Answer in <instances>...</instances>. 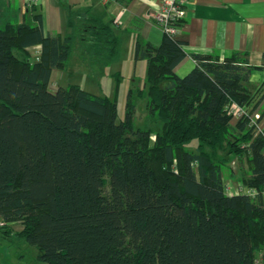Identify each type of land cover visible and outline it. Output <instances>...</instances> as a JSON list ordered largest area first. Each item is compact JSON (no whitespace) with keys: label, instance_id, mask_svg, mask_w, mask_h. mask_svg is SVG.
Returning a JSON list of instances; mask_svg holds the SVG:
<instances>
[{"label":"trees","instance_id":"trees-1","mask_svg":"<svg viewBox=\"0 0 264 264\" xmlns=\"http://www.w3.org/2000/svg\"><path fill=\"white\" fill-rule=\"evenodd\" d=\"M33 6L31 21L25 14L0 27L1 222L20 223L16 236L45 264H257L258 253L264 264V137L250 125L255 68L244 55L193 54L195 67L179 77L182 41L137 43L144 89L127 92L117 122L120 75L112 99L76 84L51 92L49 82L74 48L101 75L120 38L102 17L73 8L64 36L44 35ZM37 45L35 61L28 48ZM143 97L155 133L134 129ZM232 106L249 114L235 119ZM244 153L240 183L254 195H229L224 166Z\"/></svg>","mask_w":264,"mask_h":264},{"label":"crops","instance_id":"crops-1","mask_svg":"<svg viewBox=\"0 0 264 264\" xmlns=\"http://www.w3.org/2000/svg\"><path fill=\"white\" fill-rule=\"evenodd\" d=\"M33 4L41 17L44 35L64 36L67 33L66 13L73 8L89 10L102 17L120 38L121 45L126 38L133 51L137 43L159 46L164 36L153 17L158 8L157 0H111L107 3L101 0H0V27L8 21L22 22L25 14L31 21L28 11ZM176 38L184 43L182 49L186 54L174 69L179 77V73L186 75L195 67L193 54L223 57L235 52L243 54L248 65L255 68L249 83L255 93L254 112L262 115L260 122L264 125V0H189L182 29ZM37 48L41 47H30L28 52ZM120 52L121 46L112 64L120 62ZM74 71L88 74L79 69ZM53 74L56 76L58 72L53 70L51 78ZM114 74L122 77L120 71ZM235 194L238 193L229 195Z\"/></svg>","mask_w":264,"mask_h":264},{"label":"rangeland","instance_id":"rangeland-1","mask_svg":"<svg viewBox=\"0 0 264 264\" xmlns=\"http://www.w3.org/2000/svg\"><path fill=\"white\" fill-rule=\"evenodd\" d=\"M133 52L132 44L129 41L127 42L126 38L123 39L120 52V62L117 64H111V66L109 65L100 75V70L95 66H92L93 68L91 70V65L82 61L74 48L68 69L61 72L55 70L58 74L56 76L53 74L54 77H52L49 82V90L54 92L58 87H66L71 84H76L86 92L98 96H106L112 99L117 85L114 73L120 71L122 77L119 79V87L116 95L117 122H120L124 119V107L127 92L129 90L144 89L146 64L145 61L142 60H139V62L138 60L134 61ZM229 56L230 55L224 57L212 55L211 60L223 62ZM239 60H242V58L238 59V61ZM77 69L86 73L93 71L95 76L74 71ZM179 74L180 77L185 76L181 73ZM166 85L167 83L165 86ZM252 93L254 94V97L255 93L253 90ZM136 101L135 114L133 118L134 129L151 130L152 133H155L159 127L155 126L154 123L147 117V111L145 108L146 98H136ZM259 115L261 118L260 113ZM262 128L264 129V125L261 123V129ZM153 140L154 137L152 136L151 141ZM247 169L248 164L246 153L240 157L233 155L230 156L223 171L224 183L225 186H227L228 194L243 192L249 193V189L244 188L240 183L241 177L247 174ZM21 229L22 226L18 222L5 224L0 220V264H45L38 260V251L36 248L27 245L16 236ZM260 259L261 254L258 253L256 255L257 264H260Z\"/></svg>","mask_w":264,"mask_h":264},{"label":"built area","instance_id":"built-area-1","mask_svg":"<svg viewBox=\"0 0 264 264\" xmlns=\"http://www.w3.org/2000/svg\"><path fill=\"white\" fill-rule=\"evenodd\" d=\"M107 3L111 0H101ZM152 1V0H146ZM158 8L153 13L155 23L159 26L164 35L170 38H176L182 29V21L186 15V9L189 4V0H157ZM31 57L35 61H38L40 57V48L33 49L31 52ZM232 116L235 119H239L243 116L249 114V109L246 107L232 106L230 110ZM250 125L253 126L254 135L262 134L264 137V129H261V118L259 113L252 112L249 115ZM264 156V150H263ZM227 192V186H226ZM247 192V191H246ZM249 195H254V192L249 190Z\"/></svg>","mask_w":264,"mask_h":264},{"label":"water","instance_id":"water-1","mask_svg":"<svg viewBox=\"0 0 264 264\" xmlns=\"http://www.w3.org/2000/svg\"><path fill=\"white\" fill-rule=\"evenodd\" d=\"M262 197H263V199H264V193L262 194Z\"/></svg>","mask_w":264,"mask_h":264}]
</instances>
